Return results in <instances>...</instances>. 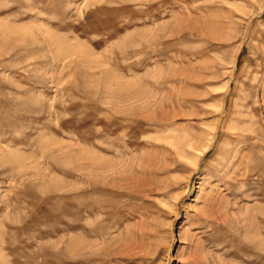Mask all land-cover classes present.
Wrapping results in <instances>:
<instances>
[{"label": "rangeland", "instance_id": "374dc122", "mask_svg": "<svg viewBox=\"0 0 264 264\" xmlns=\"http://www.w3.org/2000/svg\"><path fill=\"white\" fill-rule=\"evenodd\" d=\"M0 264H264V0H0Z\"/></svg>", "mask_w": 264, "mask_h": 264}, {"label": "bare ground", "instance_id": "6f19581e", "mask_svg": "<svg viewBox=\"0 0 264 264\" xmlns=\"http://www.w3.org/2000/svg\"><path fill=\"white\" fill-rule=\"evenodd\" d=\"M57 38V37H56ZM251 131V130H250ZM249 132V131H248ZM255 132V131H254ZM206 148V147H205ZM206 151V149H204V152ZM203 153V152H202Z\"/></svg>", "mask_w": 264, "mask_h": 264}]
</instances>
